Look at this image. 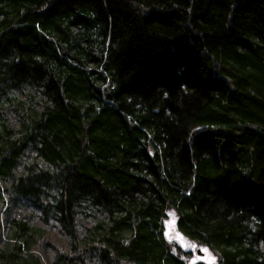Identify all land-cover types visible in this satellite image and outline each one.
Segmentation results:
<instances>
[{"label":"trees","instance_id":"1","mask_svg":"<svg viewBox=\"0 0 264 264\" xmlns=\"http://www.w3.org/2000/svg\"><path fill=\"white\" fill-rule=\"evenodd\" d=\"M0 264H264V0H0Z\"/></svg>","mask_w":264,"mask_h":264},{"label":"rangeland","instance_id":"2","mask_svg":"<svg viewBox=\"0 0 264 264\" xmlns=\"http://www.w3.org/2000/svg\"><path fill=\"white\" fill-rule=\"evenodd\" d=\"M12 210L13 215H19L21 211L20 207H14ZM23 212L30 215L32 222L45 225L53 241L58 243L67 242V237L59 230L57 221L51 220L49 224H44L41 219L40 211L37 209L27 208V206ZM176 219L177 215L175 211L170 209L164 221L165 233L168 239L172 242L174 248H180L182 255H185V257L190 261L203 259L205 261L215 263L217 260L216 256L207 247L196 244L179 232L176 225ZM40 251L46 259H51L53 252L50 247H40Z\"/></svg>","mask_w":264,"mask_h":264}]
</instances>
